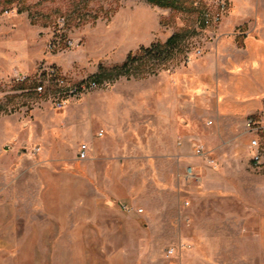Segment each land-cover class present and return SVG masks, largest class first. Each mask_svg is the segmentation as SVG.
Listing matches in <instances>:
<instances>
[{
  "label": "rangeland",
  "instance_id": "1",
  "mask_svg": "<svg viewBox=\"0 0 264 264\" xmlns=\"http://www.w3.org/2000/svg\"><path fill=\"white\" fill-rule=\"evenodd\" d=\"M232 4L181 0L173 10L146 0H0V10L11 8L0 14V264H204L206 234L215 252L220 248L214 256L220 254L221 264L264 261L257 237L264 224V129L257 125L254 134L261 154L256 162L247 126L225 143L213 131L197 132L190 148L195 159H189L172 156L177 141H155L148 124L144 134L133 124L141 109L153 112L154 86L176 85V68L190 70L205 57L200 55L220 37ZM201 12H219L220 21L202 23ZM174 33L185 35L166 69L101 81V68ZM50 67L65 76L66 85L45 81L38 93L11 79L22 71L34 80ZM89 81L97 86L70 92ZM90 120L110 122L111 143L121 144L122 190L129 188L127 210L121 208L129 219L103 224L98 236L50 237L51 223L38 206L35 165L48 162L41 155L46 146L53 156L61 146L67 157L87 143L75 142L70 131L61 137V123L72 129ZM197 143L207 146L212 163L194 154ZM189 165L199 180L186 176ZM181 242L192 248L178 249ZM169 248H175L171 259Z\"/></svg>",
  "mask_w": 264,
  "mask_h": 264
},
{
  "label": "crops",
  "instance_id": "2",
  "mask_svg": "<svg viewBox=\"0 0 264 264\" xmlns=\"http://www.w3.org/2000/svg\"><path fill=\"white\" fill-rule=\"evenodd\" d=\"M231 1L232 10L221 24L220 37L200 55L205 57L193 61L190 70L176 68V85L154 86L153 112L151 107H147L151 113L143 108L133 122L143 134L148 124L155 141H177L172 156L195 159L190 148L197 132L213 131L225 143L245 130L249 118L264 129V0ZM236 29L238 35H233ZM163 91L169 94L162 95ZM66 124L68 129L59 125L61 137L70 131L75 142H87L89 156L79 159L77 145L67 157L61 146L53 156L46 146L41 155L48 162L35 165L34 170L39 210L51 223L50 237L98 236L103 224L114 226L115 220L129 219L123 210H127L129 188L126 193L122 190L121 144L111 143L110 132L114 134L115 129L105 120L76 123L72 129L71 123ZM101 128L105 133L99 131ZM260 226L257 237L264 253V224ZM209 236L206 234L203 240V263L221 264V250L215 252ZM216 253H220L217 258Z\"/></svg>",
  "mask_w": 264,
  "mask_h": 264
},
{
  "label": "trees",
  "instance_id": "3",
  "mask_svg": "<svg viewBox=\"0 0 264 264\" xmlns=\"http://www.w3.org/2000/svg\"><path fill=\"white\" fill-rule=\"evenodd\" d=\"M11 2V0H7ZM147 2L163 8L179 9L181 0H146ZM7 5V4H6ZM11 8L3 7L0 14L9 11ZM20 11V9H18ZM203 15L204 12L200 13ZM34 22V21H33ZM204 19L202 20V23ZM185 34L174 33L165 42H153L149 46H141L135 52H129L126 59L110 68H101V81L109 79L111 81L118 80L121 77L144 78L149 75L158 74L161 70L167 68V64L174 57L177 48L183 41ZM96 82V81H95ZM3 106L0 104V112Z\"/></svg>",
  "mask_w": 264,
  "mask_h": 264
},
{
  "label": "built area",
  "instance_id": "4",
  "mask_svg": "<svg viewBox=\"0 0 264 264\" xmlns=\"http://www.w3.org/2000/svg\"><path fill=\"white\" fill-rule=\"evenodd\" d=\"M222 9L224 10V6L222 7ZM220 16H221V14L219 12H217V14L214 15L213 17L209 16V14L206 12L203 15L204 23L210 24L213 21L218 22V21H220ZM71 44H72V42H71ZM11 79L15 83H20V84L30 83L31 85H33V89L38 93H42L45 91V81L54 82L56 85H58L60 87L66 85L65 76L63 74H61V72L56 67H50V68L46 69L45 72L39 74L38 77L35 78L34 80H31V78H29V76L22 71H15L12 74ZM86 86L88 88H93V87H96L97 84L95 81H89L88 83L83 82V84L80 85L78 89H77V87L72 88V90H70V92L71 93L81 92L82 90H86ZM57 106L59 108L64 106L63 101L58 100ZM246 126H247L248 132L250 134H252L250 142H249V146L252 149H254L253 158L256 162H260L261 154H260V151L258 149L259 143H258L256 136L254 135L256 132V128H257L256 122L254 121L253 118H249L246 122ZM194 154L198 157L206 159L207 162H210V163L213 162L210 150L203 143H197L194 145ZM88 156H89L88 144L87 143H81L79 145V149H78V158L79 159H86V158H88ZM185 172H186V176H188V178H191L193 180H199L198 175L195 173L194 168L191 165L186 166ZM141 210L142 209H140L139 211H141ZM191 248H192L191 244L186 243V242H181L178 245V249H180V250H187V249H191ZM174 253H175V248H169V249H167L166 257L168 259H171L172 256L174 255Z\"/></svg>",
  "mask_w": 264,
  "mask_h": 264
}]
</instances>
